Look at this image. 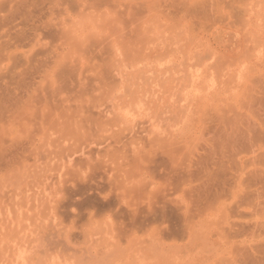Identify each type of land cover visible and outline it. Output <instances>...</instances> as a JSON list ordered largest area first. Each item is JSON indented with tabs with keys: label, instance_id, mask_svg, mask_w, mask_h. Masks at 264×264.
<instances>
[{
	"label": "rangeland",
	"instance_id": "374dc122",
	"mask_svg": "<svg viewBox=\"0 0 264 264\" xmlns=\"http://www.w3.org/2000/svg\"><path fill=\"white\" fill-rule=\"evenodd\" d=\"M0 264H264V0H0Z\"/></svg>",
	"mask_w": 264,
	"mask_h": 264
}]
</instances>
